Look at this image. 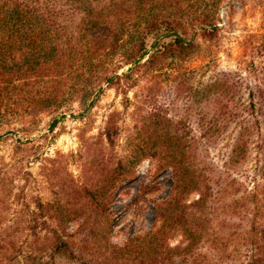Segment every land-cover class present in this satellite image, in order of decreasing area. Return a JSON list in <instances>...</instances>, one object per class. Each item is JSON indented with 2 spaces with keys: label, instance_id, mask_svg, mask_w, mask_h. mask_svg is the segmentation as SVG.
<instances>
[{
  "label": "trees",
  "instance_id": "obj_1",
  "mask_svg": "<svg viewBox=\"0 0 264 264\" xmlns=\"http://www.w3.org/2000/svg\"><path fill=\"white\" fill-rule=\"evenodd\" d=\"M223 1L0 0V106L7 108L11 101L26 103L25 113L52 110L72 94L93 95L101 83L134 82L174 61L190 60L198 54L196 38L215 39ZM258 5L264 13V0ZM123 66L126 71L116 74ZM209 88L217 94L218 115L227 120L235 109L221 100L227 87L214 83ZM154 118L151 125L163 135L151 130L142 139L152 136L149 145L136 153L149 156L158 171H169L166 196L152 204L156 227L121 246L110 243L111 191L131 172L130 163L118 162L104 177L98 197L87 191V198L52 207V199L36 196L32 211L0 229V264H234L233 254L241 247L247 259L237 264H264V228L256 230L264 185L261 191L255 187L243 205L241 218L251 217L250 225L236 235L246 243L229 250L235 233L210 230L213 191L194 162L187 132L175 135L178 124ZM246 131L240 127L231 146V165L245 158ZM69 223L76 224L72 231L66 230Z\"/></svg>",
  "mask_w": 264,
  "mask_h": 264
},
{
  "label": "rangeland",
  "instance_id": "obj_2",
  "mask_svg": "<svg viewBox=\"0 0 264 264\" xmlns=\"http://www.w3.org/2000/svg\"><path fill=\"white\" fill-rule=\"evenodd\" d=\"M217 15L215 39L194 41L197 56L174 61L150 77L101 83L93 95L72 94L52 110L25 113L26 103L11 101L7 108L0 106V229L32 211L36 196L52 199V207L87 198V191L98 197L104 177L118 162L130 163L131 172L111 191L110 243L121 246L156 227L152 204L166 196L169 171H158L149 156L136 153L149 145L152 136L142 139L151 130L163 135V129L151 125L156 117L178 124L175 135L188 134L194 162L213 191L210 230L235 233L229 250L244 245L236 235L250 225L251 217L241 218L243 205L255 187L261 191L264 185V13L258 0H224ZM214 83L227 87L221 100L235 108L225 121L214 105L217 94L209 88ZM240 127H247L246 154L231 165L228 157ZM259 211L256 230L264 228V204ZM75 227L69 223L66 230ZM233 255L234 264L247 259L242 247Z\"/></svg>",
  "mask_w": 264,
  "mask_h": 264
}]
</instances>
